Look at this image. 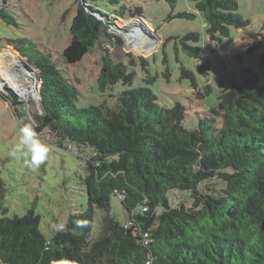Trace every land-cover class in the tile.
Masks as SVG:
<instances>
[{
	"label": "trees",
	"instance_id": "trees-1",
	"mask_svg": "<svg viewBox=\"0 0 264 264\" xmlns=\"http://www.w3.org/2000/svg\"><path fill=\"white\" fill-rule=\"evenodd\" d=\"M166 1L176 6V0ZM191 1L196 12H178L172 18L194 20L200 13L214 39L228 36L231 26L246 29L250 24L238 12L237 0ZM124 7L101 10L117 17L142 16L140 7L129 14ZM0 16L18 25L3 8ZM70 32L61 54L67 65L81 62L108 35L107 26L82 3ZM259 35H252L248 52L260 48L264 58ZM190 37L198 39V33H188L183 41ZM9 42L38 69L41 112L33 100H21L10 88L0 96L14 107L21 124H30L37 134L48 128L59 145L68 140L89 147L84 158L88 207L71 214L63 230L50 239L34 211L1 217L0 264H142L150 255L152 264H264V82L253 68L240 69L239 81L220 92L208 117L188 129L184 105L177 102L168 108L158 103L150 87L156 77L149 75L148 57L125 63L105 47L97 78L100 90L118 82L128 87L112 104L79 106L77 83L51 53L28 38ZM183 43L189 54L203 59L199 47ZM136 59L148 76L145 85L132 87L135 72L130 67ZM199 68L207 69L208 64ZM181 70L198 97L211 93L209 85L199 91L191 70ZM5 195L0 178L1 204ZM113 195L121 199L127 220L113 215ZM96 209L102 213L101 230L92 239ZM132 217L136 221L126 228ZM139 227L149 232V245Z\"/></svg>",
	"mask_w": 264,
	"mask_h": 264
},
{
	"label": "rangeland",
	"instance_id": "rangeland-1",
	"mask_svg": "<svg viewBox=\"0 0 264 264\" xmlns=\"http://www.w3.org/2000/svg\"><path fill=\"white\" fill-rule=\"evenodd\" d=\"M89 1L90 3L84 0H0V10L3 8L18 24H8L0 16L2 77L8 80L4 72L11 68L19 69L13 63H23L22 60H25L14 46L8 45L9 40L28 38L42 50L51 53L52 59L61 69L64 68L68 78L77 83L81 91L79 106L97 105L102 101L112 104L128 86L118 82L104 92L100 90L97 78L103 49L108 48L115 60L125 63L130 58L148 57L149 75L156 77L150 87L157 95L158 103L168 108L177 102L184 105L186 117L183 124L188 129L197 128L200 118L208 117L209 109L218 103L220 92L239 81V72L243 67L253 68L264 82L263 50L258 48L248 52L254 43L252 35L258 33L259 38L264 40V0H237L238 12L250 24L246 29L231 26L228 36L217 35L216 39L207 33L200 13L194 20L172 18L178 12H196L191 0H176L175 7L166 0H118L117 3L111 0ZM81 3L86 11L107 26L108 35L106 41L96 44L81 62L67 65L61 54L70 41V27ZM121 7L127 8V14L131 9L140 7L142 16L124 18L104 14V11L113 12ZM191 32H197L198 39L190 37L183 41L185 35ZM130 33L133 35L130 36ZM138 40H143L148 45L141 48ZM183 42L191 47H199L203 59L189 54L190 50L185 49ZM128 54H132V57ZM136 61L138 63L130 67L135 72L132 87L145 85V78L148 76L139 60ZM205 63L208 68L200 69L199 66ZM32 67L34 75H29H32L39 88L41 83L38 69L33 65ZM181 67L194 73L199 91L204 92L209 85L211 93L203 98L198 97L191 79L182 77ZM34 83L25 81L26 87ZM11 90L14 91L13 88ZM36 97L35 94L24 99L34 101ZM37 108L41 112L40 103H37ZM21 125L14 107L0 96V178L6 192L3 203H0V218L24 216L29 211H34L40 217L41 231L50 239L61 225H66L71 214L83 212L88 207L84 156L90 149L68 140L59 145L47 128L38 134L39 139L50 149L47 159L36 169L27 168L21 154L15 158L9 155L18 144ZM111 202L115 218L127 220L128 214L121 199L113 195ZM101 217V210L96 209L92 239L100 235ZM60 264L65 262L61 261Z\"/></svg>",
	"mask_w": 264,
	"mask_h": 264
},
{
	"label": "clouds",
	"instance_id": "clouds-1",
	"mask_svg": "<svg viewBox=\"0 0 264 264\" xmlns=\"http://www.w3.org/2000/svg\"><path fill=\"white\" fill-rule=\"evenodd\" d=\"M34 102L37 104L35 100ZM49 151L48 145L39 139L35 129L30 124L25 123L20 126L18 144L13 147L9 155L15 158L21 154L25 167L36 169L45 162ZM57 230L62 231L63 226L61 225Z\"/></svg>",
	"mask_w": 264,
	"mask_h": 264
},
{
	"label": "bare ground",
	"instance_id": "bare-ground-1",
	"mask_svg": "<svg viewBox=\"0 0 264 264\" xmlns=\"http://www.w3.org/2000/svg\"><path fill=\"white\" fill-rule=\"evenodd\" d=\"M129 35L132 36L133 34L130 33ZM140 40H138V41H140ZM140 42H141V45H140L141 48L148 45V43H145V41H143V40ZM13 62H15V61H13ZM13 65H14V67L18 66L19 69L11 68L8 71L4 72L5 78L8 79V80H6L7 84L11 88H13L15 91L19 92L23 98H25V97L28 98L30 95L34 96L36 94L37 89L35 90V88H34V86H35L34 78L32 77V75L31 76L29 75V74L34 75V73L32 71H30L26 65H24L23 63H19L18 61L13 63ZM22 68L25 70H23ZM25 73H27V75ZM24 80L27 83H34V84L29 85V87H26ZM0 85L2 86L1 83H0Z\"/></svg>",
	"mask_w": 264,
	"mask_h": 264
},
{
	"label": "built area",
	"instance_id": "built-area-1",
	"mask_svg": "<svg viewBox=\"0 0 264 264\" xmlns=\"http://www.w3.org/2000/svg\"><path fill=\"white\" fill-rule=\"evenodd\" d=\"M1 73V72H0ZM0 83L2 84V86L0 85V93H4V94H8V89L6 88H10V86L7 84L6 80L2 77V75L0 74ZM36 87V85L34 86V88ZM38 88V87H36ZM11 89V88H10ZM17 92V91H16ZM25 102H28V100H25ZM28 106V104H27ZM89 152L86 153L85 156H87ZM84 156V158H85ZM119 196H122L121 194H119ZM143 210H146L145 207H143ZM129 222L125 225L126 228L132 226L134 224V217H132V219L128 220ZM140 231H139V234L143 237V240H144V244L145 245H149L150 241H151V238H150V234L148 231H142L141 227H139ZM153 256H148L147 259L142 263V264H152L153 263Z\"/></svg>",
	"mask_w": 264,
	"mask_h": 264
},
{
	"label": "water",
	"instance_id": "water-1",
	"mask_svg": "<svg viewBox=\"0 0 264 264\" xmlns=\"http://www.w3.org/2000/svg\"><path fill=\"white\" fill-rule=\"evenodd\" d=\"M23 61V64H25L26 66H27V68L30 70V71H32L33 73H34V68L32 67V65L31 64H29L27 61H25V60H22ZM37 89V90H36ZM35 90H36V98H35V101L38 103L39 102V99H40V93H39V88H36L35 87ZM17 93V95H19V97L20 98H23L21 95H20V93H18V92H16Z\"/></svg>",
	"mask_w": 264,
	"mask_h": 264
},
{
	"label": "crops",
	"instance_id": "crops-1",
	"mask_svg": "<svg viewBox=\"0 0 264 264\" xmlns=\"http://www.w3.org/2000/svg\"><path fill=\"white\" fill-rule=\"evenodd\" d=\"M2 50V49H1ZM4 50V49H3Z\"/></svg>",
	"mask_w": 264,
	"mask_h": 264
}]
</instances>
